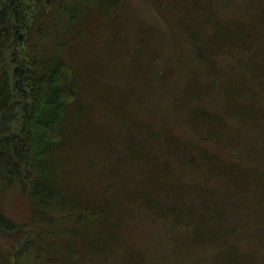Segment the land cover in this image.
<instances>
[{"label":"rangeland","instance_id":"obj_1","mask_svg":"<svg viewBox=\"0 0 264 264\" xmlns=\"http://www.w3.org/2000/svg\"><path fill=\"white\" fill-rule=\"evenodd\" d=\"M96 6L61 35L78 99L48 213L79 197L100 227L39 233L77 248L63 264H264V0ZM31 206L19 182L0 192L18 224Z\"/></svg>","mask_w":264,"mask_h":264},{"label":"trees","instance_id":"obj_2","mask_svg":"<svg viewBox=\"0 0 264 264\" xmlns=\"http://www.w3.org/2000/svg\"><path fill=\"white\" fill-rule=\"evenodd\" d=\"M120 3L0 0V192L4 186L19 182L32 204L26 224L16 223L0 210V235L12 241L11 246L7 245L10 251L0 249V264H63L62 260L69 257L77 260L73 243L61 244L58 255L55 243L51 245L39 233L38 228L47 225L50 236L55 218L75 219L77 227L85 224L96 231L100 227V223L93 222L89 207L79 203V197L72 201L63 198V209L48 213L62 196L59 180L65 162L58 155L62 153L54 150L65 141L68 109L78 99L75 69L62 55L61 35L69 30L66 24L79 20L84 7L97 5L99 12H110ZM215 155L210 154L208 162H218ZM200 157L203 159L202 154ZM76 204L83 206L70 207Z\"/></svg>","mask_w":264,"mask_h":264}]
</instances>
